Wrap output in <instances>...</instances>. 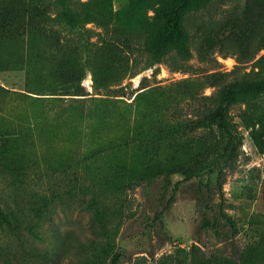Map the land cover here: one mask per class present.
Segmentation results:
<instances>
[{"label":"rangeland","instance_id":"rangeland-1","mask_svg":"<svg viewBox=\"0 0 264 264\" xmlns=\"http://www.w3.org/2000/svg\"><path fill=\"white\" fill-rule=\"evenodd\" d=\"M8 1L0 0V9ZM13 2L18 15L0 27V203L12 221L0 223V264L88 263L105 241L96 209L115 212L121 205L133 214L115 236L125 251L123 264L153 254L156 260L164 256L162 264H189L186 253L196 238L209 253L226 246L212 230H201L204 205L217 215L220 199L204 188L198 193L192 183L199 177L181 185L155 226L171 194L164 179L119 190L113 171L121 165L137 169L134 139L171 126L178 134L161 144L162 162H186L190 150L200 155L199 167L213 157L222 145L210 134L214 125L193 130V121L237 77H264V0H205L187 9L183 42L175 39L159 61L137 51L156 46L165 31L169 11L159 0H67L92 31L88 49L59 19H49L57 13L56 0ZM209 34L219 39L211 53L226 75L219 86L184 98L172 83L203 73L187 37ZM108 39L125 51L135 49L128 67L108 68L111 52L102 47ZM241 52L255 56L239 64L238 74L227 75ZM258 113L264 123V96L237 97L227 107L234 138L220 169L224 208L241 229L239 244L253 240L255 230L264 232V127L254 119ZM176 140L193 142L191 149L174 153L169 148ZM216 175L204 171L202 180L211 179L215 188ZM182 179L172 176L173 183ZM117 221L109 224L114 232Z\"/></svg>","mask_w":264,"mask_h":264},{"label":"trees","instance_id":"trees-1","mask_svg":"<svg viewBox=\"0 0 264 264\" xmlns=\"http://www.w3.org/2000/svg\"><path fill=\"white\" fill-rule=\"evenodd\" d=\"M204 1L205 0H159L160 6L169 11L165 31L161 35L160 41L156 46L153 48L148 47L146 49L140 48L137 49V51L142 52L143 54L146 51L149 53L147 56L155 61L165 58L171 52V46L175 39H182V42L184 40V38H182L183 12L190 8L197 9ZM8 3H11L10 6H5L3 9H0V27L8 25V21L14 22L15 16L18 15L13 11V0H9ZM55 6L57 8V13L54 18L49 17V19H59L61 24L70 32V35L73 34L75 35L74 37L81 39V42L86 49L90 48L93 45V42L91 41L92 31L85 26H82L81 16L70 7L67 0H56ZM36 11L40 12V9H37ZM43 15L46 17L45 20L47 21V8L44 9ZM218 40L219 39L216 35L211 34L187 37L188 44L192 41L194 45L197 59L203 66V73L198 79L188 78L183 81L172 83V85L181 87L180 92L184 98L192 97L196 95L198 91L203 90L206 87L219 86L223 81L226 73L219 71V62L211 53V49L217 45ZM102 47L111 52L112 59L108 67L110 70L118 66L128 67L130 64L129 54L135 51V49L131 48L125 51L124 47L120 46V44L114 39L104 40L102 42ZM185 50L187 52L189 51L188 48ZM239 55L241 57L236 60L238 64L233 72L228 73L227 75L232 73L238 74L239 64L246 63L255 56L254 53L251 52H241ZM148 64H150V62ZM194 85L196 88H194ZM259 96H264V77L260 79H248L246 74H244L240 78L237 77L234 83L225 85L222 88V94L218 98L214 107L204 111L193 121V130L210 127V124L214 125V131L210 134L214 138V141L222 143L220 149L218 148L219 150L217 149L215 151L216 153L213 157L207 163H203L200 167L197 166L198 157L200 155L190 150L193 142L187 140L173 141L169 148L174 153H184L189 149L190 151L186 153V162H162L161 149L163 147L161 144L169 139H174L178 134V131L171 126L164 131H160L158 134L138 135L134 139L136 145L134 158L139 164L137 169H128L126 165L114 168L113 174L117 176L116 182L119 190H126L144 184H152L154 180L158 178L164 179V188L166 190L170 189L171 194L167 199L166 205L157 211L154 218V222L156 223L155 226L162 222L165 212L169 210L172 204L176 201L177 193L184 182L193 181L195 178L199 177L198 182L192 183L194 186H197L198 193H203L204 188L207 191V194L217 196L220 199L219 203H217L219 207L217 215L209 212H213L212 207L207 204L204 205L205 210L202 211L201 230H212L216 237H218L220 243L225 242L226 246H229L226 247L223 245L224 247H221L215 252L209 253L202 249V240L196 238L195 242L191 245L190 250L186 253V256L189 258V264H264V232L255 230L252 235L253 240L245 244H239L237 242V237L240 234L241 229L238 227L235 219L229 215L224 208L223 185L225 178L223 176V170L220 169V162L225 157L228 147L234 138V134L230 129L227 118V107L233 103L237 97L247 98ZM254 119L258 120L261 128L264 127L263 120L259 113L255 115ZM211 170L217 171L215 181L217 187L215 188L211 179H208L206 183L202 180L204 171L211 172ZM175 174L182 175L183 179L173 183L172 176ZM119 176L125 177L126 179L119 180ZM108 183L111 184L113 181H108ZM97 205L98 203L94 201V206ZM96 210L98 211L96 217L98 219L100 230L99 236L105 238V241L98 250V257H96V254L94 253L96 258H92L85 264H123L125 251H123L118 243H116L115 236L118 234V230L124 220L132 218L133 214L128 212L125 206L122 205L115 212H110L101 208H97ZM118 219H120V221H117V229L114 232L110 229L109 224L113 223V220L116 221ZM219 221L223 222L222 226L219 225ZM0 223L8 225L12 224L11 219L8 217V214L2 207L1 203ZM149 256L150 257L139 255L135 258L133 264H162L164 256L157 260L153 257L154 254Z\"/></svg>","mask_w":264,"mask_h":264}]
</instances>
